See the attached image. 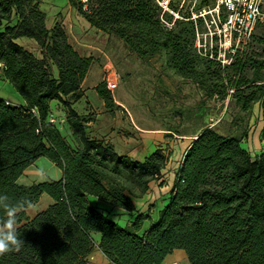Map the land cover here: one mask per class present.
<instances>
[{"label": "trees", "instance_id": "obj_1", "mask_svg": "<svg viewBox=\"0 0 264 264\" xmlns=\"http://www.w3.org/2000/svg\"><path fill=\"white\" fill-rule=\"evenodd\" d=\"M41 1L0 0V75L24 100L14 104L0 97V194L26 205L16 216L24 244L0 256V264H88L94 232L98 247L115 264H161L177 248L184 249L189 264H264V121L258 154L240 144L254 103L264 120V21L256 22L251 42L222 65L195 46L196 29L204 24L192 12L214 0H191L186 11V0H169L163 12L157 0H87L86 8L80 0H67L91 27L119 38L139 59L160 56L164 67L194 84L201 96L197 109L211 99L237 109L223 133L204 126L192 136L166 203L139 234L147 214L119 225L87 195L134 210L130 195L145 192L151 181L163 183L170 150L157 145L138 159L91 136L87 123L93 115L72 104L82 97L81 84L95 58L70 42L61 19L47 26ZM20 37L32 39L38 52L18 42ZM94 88L108 111L120 107L105 80ZM52 101L65 115L73 145L60 132ZM41 156L61 169V177L19 183ZM43 193L53 202L29 217L26 207ZM6 215L0 209V218Z\"/></svg>", "mask_w": 264, "mask_h": 264}, {"label": "rangeland", "instance_id": "obj_2", "mask_svg": "<svg viewBox=\"0 0 264 264\" xmlns=\"http://www.w3.org/2000/svg\"><path fill=\"white\" fill-rule=\"evenodd\" d=\"M165 1H167L168 7L169 0ZM190 1L186 0L182 11L191 9ZM39 5L46 14L47 26H50L53 21L61 19L70 42L81 53L92 55L98 59L96 63H93V68L87 75V82L84 84L88 83L91 77H96L101 81L105 80L106 83L114 78L116 84L111 88L113 99L123 102V105L126 106V108L123 106L118 110L117 118L131 122V127L135 126L133 128L135 132H142L143 129H138L149 126L158 133V135H144L139 146L135 145L137 142L134 137H125V147L130 149V155L143 159L157 145H162L165 152L170 150V158L164 167L163 183L159 184L155 182L156 180L151 181L148 190L138 195H130L135 205L134 210L124 211L121 207L113 206L95 195H87L91 204L102 209L119 225L127 224L128 221L135 218L137 213L147 214L137 229V233L141 234L158 217L159 210L166 203L168 192L173 184L174 170L181 159L183 150L192 138L191 134L198 133L204 126H212L216 131L223 133L229 125V121L237 113V109L232 106L226 107V102L221 103L212 99L207 100L202 108L197 109L201 96L195 85L164 67L160 56L153 57L149 61L139 59L135 54L129 52L116 36L108 35L106 32L91 27L67 0H42ZM262 8L264 10V3ZM254 33H258L257 26H255ZM17 41L29 50L38 52L32 39L20 37ZM1 96L12 103H24L15 87L0 75ZM87 96L93 105L98 104L99 99L93 93L88 92ZM85 99L75 103L78 110L86 103ZM51 107H55L54 102H51ZM54 110L61 134L73 145L70 131L65 129L64 113L58 108ZM263 121L260 105L256 102L245 122L248 127V135L240 142L241 146L248 150L252 156L258 154L263 146L260 140ZM126 130V128L122 129L125 135ZM128 133L131 134L129 131ZM167 142L171 144L168 145ZM133 145L135 146L133 147ZM115 150L121 151L116 148ZM32 169L37 170V175L34 177L29 175L31 178L26 181L21 174L19 177L22 183L28 184L34 180L37 182L38 180L57 178L61 175V169L44 156L38 157L32 163ZM44 197H48L47 194H41L33 207L44 208L46 206ZM176 251H179L181 256H186L184 249L177 248Z\"/></svg>", "mask_w": 264, "mask_h": 264}, {"label": "built area", "instance_id": "obj_3", "mask_svg": "<svg viewBox=\"0 0 264 264\" xmlns=\"http://www.w3.org/2000/svg\"><path fill=\"white\" fill-rule=\"evenodd\" d=\"M80 1L86 8L87 0ZM157 1L162 12L168 10L167 1ZM263 3L264 0H214L212 6L192 12V18L199 16L204 24L202 29L197 28L195 32V46L199 53L216 59L222 65L228 64L236 50L250 40L256 22L264 20ZM161 20L169 25L162 17ZM115 84L113 78L106 86L111 90ZM49 119L54 121V115L51 114Z\"/></svg>", "mask_w": 264, "mask_h": 264}, {"label": "crops", "instance_id": "obj_4", "mask_svg": "<svg viewBox=\"0 0 264 264\" xmlns=\"http://www.w3.org/2000/svg\"><path fill=\"white\" fill-rule=\"evenodd\" d=\"M97 60L98 59L95 58L93 63L94 62L96 63ZM93 63L91 65V67L89 68V70H88V72H87L86 76L84 77L82 84H81V88L83 90V95L78 101L74 102L72 104V106H73V108H75V110H77L80 113H85V114L89 113V114L93 115L94 118L87 123L88 125L91 126V129H92L91 136H93L95 138H101V139H104L106 141L111 142L116 149L121 150L118 153L130 154V149H127L125 147V144H126L125 137H129V136L134 137L136 139L135 142H137V143H135V145L138 144L137 146H139L142 143V138L144 135L145 136L153 135V134L158 135V133L154 132V128H151L149 126H143V128L138 129V130L143 129L142 132H138V131L135 132V130L133 129L135 126L131 127L132 126L131 122L129 123L126 119H123V118H117L118 117L117 116L118 110L122 109L124 106L123 105L124 103L119 101V100H117V101L114 100V102L116 104L120 105L119 108L114 109L113 112H110L107 110V108L104 105L103 100L98 96V94L94 88L96 86V84L101 81V79H98L96 77H91L89 82L84 84L85 82H87V80H86L87 75L91 72L90 70L93 68V65H94ZM88 92H91L95 96H97V98L99 99L97 105H93L90 102V100L87 96ZM2 98H4V97H2ZM83 98H86L85 99L86 103L84 104L83 107L79 108V110H78L75 107V103L81 101ZM6 100L9 101L8 99H6ZM52 102H54V104H55V107L53 109H56L57 102L56 101H52ZM124 107L126 108V106H124ZM132 122L134 123L133 118H132ZM124 128L127 129L125 132L126 135L122 131V129H124ZM65 129H66V131H70L69 128L67 127V125H65ZM128 131L131 134H129ZM193 135L194 134H191V137ZM135 145H133V147ZM22 175H23V178H25L24 180L27 181L29 178H31V177H29V175H31L33 177L37 175V170L32 169V164H31L28 167H26V169L23 171ZM61 175H62V171H61ZM61 175L57 178H48L45 180L59 179L61 177ZM17 181L19 183H22L20 181V177H18ZM38 181H43V180H38ZM23 184H26V183H23ZM47 196L48 197H44V203L46 201V206L44 208H46L49 204H51L53 202L52 198L49 195H47ZM34 205L35 204H31V205L27 206L25 209L26 213L29 217L34 216L39 210L44 209V208H40V209L34 208L33 207ZM122 210H124V209H122ZM92 237L94 239V246H93V249L88 256V264H115V263L111 262L104 255V253L100 250V248L98 247L99 233H97V232L92 233ZM175 263H177V264H189L187 257L181 256V253L179 251L175 252V249H174L171 253H169L165 256V258L163 259L161 264H175Z\"/></svg>", "mask_w": 264, "mask_h": 264}, {"label": "clouds", "instance_id": "obj_5", "mask_svg": "<svg viewBox=\"0 0 264 264\" xmlns=\"http://www.w3.org/2000/svg\"><path fill=\"white\" fill-rule=\"evenodd\" d=\"M25 202L12 204L7 195L0 194V209L7 212L6 217L0 218V256L19 251L24 244L23 239L17 235V211L24 208Z\"/></svg>", "mask_w": 264, "mask_h": 264}]
</instances>
